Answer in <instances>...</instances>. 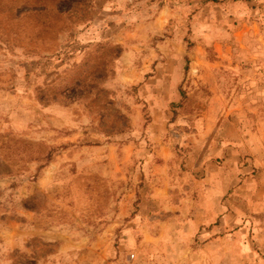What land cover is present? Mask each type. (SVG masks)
Masks as SVG:
<instances>
[{"label":"rangeland","instance_id":"1","mask_svg":"<svg viewBox=\"0 0 264 264\" xmlns=\"http://www.w3.org/2000/svg\"><path fill=\"white\" fill-rule=\"evenodd\" d=\"M219 124L233 150L195 152ZM241 133L264 146V0H0V264L190 258L200 180L231 210L264 175Z\"/></svg>","mask_w":264,"mask_h":264},{"label":"crops","instance_id":"2","mask_svg":"<svg viewBox=\"0 0 264 264\" xmlns=\"http://www.w3.org/2000/svg\"><path fill=\"white\" fill-rule=\"evenodd\" d=\"M209 116L208 120L214 123L213 115ZM206 126L193 134L195 152L205 150L204 153H207L219 149L225 154L226 150H233V147L217 139L219 132H222L221 124L215 129ZM253 135L257 134L238 135L241 137L239 147L252 155L253 167H264L263 140H250ZM200 183H207L210 187L190 197L192 211L179 210L176 215L177 225L173 226L176 242L170 245L177 249L187 248L191 256L187 259L177 258L174 263L264 264V175L245 177L236 183V202L231 210L227 208V188L221 178L208 182L201 179ZM161 188V191L165 190L164 187ZM184 215L186 221L181 218ZM184 222L187 224L181 225ZM169 232L168 228L157 230L153 237L157 241V247H167Z\"/></svg>","mask_w":264,"mask_h":264}]
</instances>
